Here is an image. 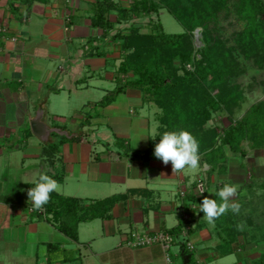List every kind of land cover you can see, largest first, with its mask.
<instances>
[{"label": "crops", "instance_id": "0c3cea01", "mask_svg": "<svg viewBox=\"0 0 264 264\" xmlns=\"http://www.w3.org/2000/svg\"><path fill=\"white\" fill-rule=\"evenodd\" d=\"M93 2L0 0V264H169L160 245L133 247L127 241L134 230L180 232L186 225L183 209L192 217L194 250L210 252H197L196 264L217 262L222 254L213 233L218 230L210 231L201 203L191 198L198 196L196 183L210 165L200 156L199 169L173 175L170 163L131 155L139 148L127 147V139L139 140L145 127L149 140L156 135L157 111L131 88L103 103L120 82L110 46L104 47L103 39L90 42L101 35L91 27ZM94 46L107 54L92 55ZM57 99L60 110L53 107ZM38 108L44 117L52 113L53 124L45 121L67 135L40 140L31 124ZM73 112L80 124L67 126L61 118ZM41 172L58 181L56 193L78 198L88 213L92 205L100 207V214L78 224L77 240L47 212L43 216L31 208L27 191ZM182 240L180 235L171 248L172 264L188 256Z\"/></svg>", "mask_w": 264, "mask_h": 264}, {"label": "trees", "instance_id": "16d2710c", "mask_svg": "<svg viewBox=\"0 0 264 264\" xmlns=\"http://www.w3.org/2000/svg\"><path fill=\"white\" fill-rule=\"evenodd\" d=\"M162 8L182 24L183 32L168 33L160 21L153 20H150L151 30L144 32L143 26L132 20L159 13ZM113 13L115 20L111 19ZM230 16L237 20L230 24H240V28L226 34L225 27L217 23L222 18L227 24ZM90 19L91 27L101 31L90 42L103 39L104 47L118 45L123 54L117 67L120 83L105 96L103 103L112 102L119 93L131 88L139 90L145 102H152L160 109L156 113L159 125L155 139L150 138L146 149H133L132 156L157 159L154 149L164 131L187 130L199 141L200 156L210 169L220 172L227 160L225 148L245 156L243 139L250 137L257 144L264 143V100L253 105L236 125L229 126L220 141L214 128H206L213 112L236 106L233 95L237 88L229 83L230 75L242 72L253 56L257 69L264 66L260 61L264 60V0H134L132 5L119 0H94ZM124 23L128 27H119ZM199 26L203 28L202 45L197 47L194 30ZM98 49L94 46L91 54L105 56L108 52L95 51ZM223 184L217 185L216 190ZM195 196L191 198L199 203L205 197ZM210 199L219 202L218 196ZM106 203L109 207L114 200L111 198L110 204ZM92 206L88 213L78 198L53 192L44 207L51 220L67 236L77 240L78 224L100 214V207ZM179 230L172 233L180 237L182 228ZM228 237L232 244L235 235ZM183 248V255L188 254L191 263L192 250L185 244ZM235 250L229 248L223 254ZM254 264H264V252Z\"/></svg>", "mask_w": 264, "mask_h": 264}, {"label": "rangeland", "instance_id": "374dc122", "mask_svg": "<svg viewBox=\"0 0 264 264\" xmlns=\"http://www.w3.org/2000/svg\"><path fill=\"white\" fill-rule=\"evenodd\" d=\"M119 1L125 3L126 5H132L134 0ZM237 16L238 15H236V18ZM234 17L235 16H230V22H228L227 24H225L224 19L221 18V22L219 20L217 25H223L225 27L226 34H230V32H233L240 28V24H234V26L231 25L232 23L237 22L236 18ZM115 18L116 14L113 13L111 15V19L115 20ZM132 20L135 23L142 25V31L144 32H148L151 30L150 20L156 22L160 21L163 29L168 33H180L184 31V27L182 26V24L166 8L160 9L159 13L146 15L142 18L135 17ZM128 25V23H124L122 25H119V27L126 28L128 27ZM202 31L203 28L201 26L197 27L194 30V39L197 47H200L202 45ZM114 32L115 31H113V33ZM197 32L198 35L196 36ZM110 51L113 59L116 61L113 63L116 67H118L123 58V54L121 53L118 45L111 44ZM104 59L105 58H101L102 61ZM253 59L254 56L253 58L251 57L250 60H247V66L244 70H242V72L240 71L237 75H230L229 77V83L235 85V88H237L233 95L236 101V106H234L231 110L223 108L220 111L213 112L211 119L206 124V128L215 129L216 133L219 136V141L220 137L222 138L225 136L224 132L229 126L236 125L253 105H256L260 101L264 100V66L263 68L257 69L255 61ZM260 61L261 63L264 62L263 59H261ZM126 77L127 76L125 75V78ZM96 81V79L92 80V82ZM217 91L218 88L214 90V92ZM93 92L95 93L93 94L95 97L99 96V92H97L96 90H94ZM121 97H123L122 99L124 101L128 99L125 94L121 95ZM59 100L57 99V101L53 103V107H55L57 110H60V108L58 107ZM131 100V102H136V100ZM149 103L151 104V110L153 112L160 111L157 105L152 102ZM47 108L48 110H52V108H50L49 106ZM36 112L37 111H35V114ZM79 113L80 111L77 112V114ZM153 116L155 115L153 114ZM51 117H53L52 113L47 111L44 120L52 123ZM61 119L66 121L67 126H70L72 123H74V121L76 122V120H78L77 124H80L79 115L77 118L75 112H73L72 114H67L64 118ZM155 122L156 123L153 126H155V131H158L159 120H157L156 118ZM149 134L150 133L148 132V128L145 127V129H143V133H140L138 135V138L140 139H132L131 142L127 139L129 145L126 146L129 148L137 147L139 149H146L149 145ZM56 135L58 134L53 133L52 138L56 137ZM152 136L155 137L153 133ZM134 137L137 138V135L135 133H132V138ZM123 140L125 141V139ZM257 143L258 142L253 141V139H251L250 137L243 139L241 145L243 149L247 151V154L245 156H243L240 152L235 153L231 151L228 147L225 148L227 160L224 161L223 166H221L222 169H220V172L218 170L214 172L211 170L208 172V174L205 175V182L207 183L209 191L215 188L216 185H219L220 183L240 185L238 195L234 197L233 200L241 204V209L238 215L233 214L231 211H229L225 215L217 219L215 222V228H217L218 231H215V233H213L214 228L206 223V225L210 228V231H212L213 235L219 237L217 238L218 240H216L220 245L219 253L221 252V254L223 255V253L227 252L229 248L234 249V247L236 248V250L233 251V253L230 255L224 257H222L221 255L220 258L218 257L217 262L212 263L210 260H206V263L204 264H234V262L237 263V261L239 260H242L243 264H254V262L259 259L260 254L264 252V164L260 162L264 160V143ZM127 147H125V149H127ZM209 191L208 193L206 191L207 194H205V196L208 195L210 197V195H212V193H210ZM241 222L244 223L245 227L243 231H238L236 225ZM228 235H235V241L232 244L227 241L228 239H230ZM197 252L205 255V253L209 251H206L205 249L202 250L200 247L193 250L192 261L190 264H196V255L198 256ZM83 253H86V251L84 250ZM182 262L183 261L180 260L181 264Z\"/></svg>", "mask_w": 264, "mask_h": 264}, {"label": "clouds", "instance_id": "9594fccd", "mask_svg": "<svg viewBox=\"0 0 264 264\" xmlns=\"http://www.w3.org/2000/svg\"><path fill=\"white\" fill-rule=\"evenodd\" d=\"M154 156L164 165L170 163L173 175L200 168L199 141L187 130L164 131L160 135L159 143L155 145ZM260 162L264 164V160ZM34 183L35 186L27 191V196L33 210L40 211L50 201L51 194L59 192L60 184L46 172H41ZM239 189L238 184L224 183L218 191L215 188L209 191L219 197V202L205 196L199 204V212L204 213L203 218L207 224L215 227L216 220L227 212L231 211L237 215L240 213L241 204L233 200ZM236 227L238 231H243L245 225L241 222Z\"/></svg>", "mask_w": 264, "mask_h": 264}, {"label": "built area", "instance_id": "2783aa9c", "mask_svg": "<svg viewBox=\"0 0 264 264\" xmlns=\"http://www.w3.org/2000/svg\"><path fill=\"white\" fill-rule=\"evenodd\" d=\"M197 35L198 32L196 33V36ZM195 189L198 196L205 195L207 191V183L205 182V179H199L196 183ZM180 196L182 198L186 196V190L184 188L180 189ZM38 212L43 216H46L45 207H43V209ZM181 215L182 218L186 221V225L184 226L181 233V237H183V240L181 242L186 245L187 249L194 250L195 248L194 244L189 240V231L191 229V225L188 223H190L192 220L191 214L185 209H183ZM176 241H177V237H175L172 233L167 231L158 230L155 233L151 234L146 232L142 233L138 230H134L131 232V238L127 241V245L133 247H142V246L158 244L162 247L165 253L166 261L169 264H172L173 259L170 251L173 245L176 243Z\"/></svg>", "mask_w": 264, "mask_h": 264}, {"label": "water", "instance_id": "95a60500", "mask_svg": "<svg viewBox=\"0 0 264 264\" xmlns=\"http://www.w3.org/2000/svg\"><path fill=\"white\" fill-rule=\"evenodd\" d=\"M44 113L45 110L43 108H39L31 122L32 129L40 140L47 142L52 133L67 135V131L59 127H51L48 123H46L44 120ZM189 261V256H186L182 264H189Z\"/></svg>", "mask_w": 264, "mask_h": 264}]
</instances>
